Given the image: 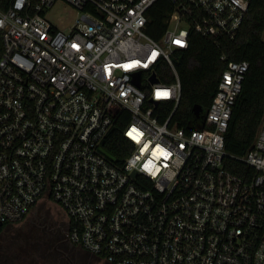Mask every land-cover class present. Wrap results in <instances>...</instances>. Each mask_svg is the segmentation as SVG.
I'll return each instance as SVG.
<instances>
[{
    "label": "built area",
    "instance_id": "2783aa9c",
    "mask_svg": "<svg viewBox=\"0 0 264 264\" xmlns=\"http://www.w3.org/2000/svg\"><path fill=\"white\" fill-rule=\"evenodd\" d=\"M57 1L0 0V222L51 198L70 241L110 264H264V116L238 157L251 173L225 166L250 64L228 61L184 125L173 60L193 30L234 39L252 0H169L158 39V0H64L81 12L68 31L46 17ZM116 129L119 155L106 146Z\"/></svg>",
    "mask_w": 264,
    "mask_h": 264
},
{
    "label": "trees",
    "instance_id": "16d2710c",
    "mask_svg": "<svg viewBox=\"0 0 264 264\" xmlns=\"http://www.w3.org/2000/svg\"><path fill=\"white\" fill-rule=\"evenodd\" d=\"M172 10L173 3L169 0H158L152 6L150 10L151 26L148 29L152 37L158 39L162 36ZM1 47L0 38V51ZM223 55L225 59H222ZM173 60L182 87L177 117L182 119L184 125H187L191 119L196 104L201 105L204 109L210 105L218 80L228 61L246 60L249 62L250 66L243 83V89L237 98L225 134V147L229 153L225 159V166L232 172L246 177L251 173V167L239 160L238 157L254 148L264 116V0H252L245 20L234 39L219 37L216 40V38L205 37L193 30L189 48L176 50ZM157 72L162 80L173 81L175 79V74L167 65L161 67ZM119 125L122 124L118 123ZM127 144L129 141L118 131L115 139L113 138V144L106 146L119 155L118 147L127 146ZM26 231L22 232V230L14 228L13 224L3 223L0 227V233H2L0 240L10 241L8 248L11 252L9 251L8 255L4 252L6 257L2 258L3 250L0 246V264H24L25 261L29 262L30 260L35 264L41 258V250L44 248L47 250L50 241L43 240L37 230L29 228ZM44 243L46 247L43 248ZM76 246L85 262L99 264L98 256L90 255L80 246ZM51 255L52 253L49 254V256ZM57 256L59 257L52 256L48 259L54 264H70L61 255L57 254ZM73 261L78 264L75 259Z\"/></svg>",
    "mask_w": 264,
    "mask_h": 264
},
{
    "label": "rangeland",
    "instance_id": "374dc122",
    "mask_svg": "<svg viewBox=\"0 0 264 264\" xmlns=\"http://www.w3.org/2000/svg\"><path fill=\"white\" fill-rule=\"evenodd\" d=\"M80 14H81L80 10L77 7H75L74 5H72L69 2H66L64 0H58L48 10L46 17L55 26L59 27L60 29L65 30V31H68L72 28L76 19L80 16ZM45 213L47 215H49V214L53 215L55 218L57 217L58 220H60V218L62 217V214L59 210L58 203L55 202L54 200H51V198H44L42 201H40L33 208L32 212H30L27 215L26 219H23L19 223L13 224V226L16 229L22 230V232H27L26 230H28L29 228H30V230L31 229L37 230L39 233L38 235L43 240H47L45 233H44L45 221L43 222V219H42V216ZM1 234L2 233H0V235ZM6 242L7 241L0 240V246H1V249L3 250L2 251L3 253L1 255L2 258L6 257L4 255V252L7 255L9 254L8 253L9 251L11 252V250L8 248L10 241L7 243ZM54 246H55V243L52 242V243H50V246L48 245L49 249L47 247V250H46V248H44V247H46V244L44 243V245H43L44 250H41L42 256H41V258H39L37 260V263H35V264H54L53 262L51 263V261L48 259V257H52V256L53 257L55 256V258L59 257V256H57L56 252H54L52 250V248ZM50 253H52L51 256H49ZM24 264H34V263L32 262V260H30L29 262L25 261Z\"/></svg>",
    "mask_w": 264,
    "mask_h": 264
},
{
    "label": "flooded vegetation",
    "instance_id": "af4514ba",
    "mask_svg": "<svg viewBox=\"0 0 264 264\" xmlns=\"http://www.w3.org/2000/svg\"><path fill=\"white\" fill-rule=\"evenodd\" d=\"M59 210L62 214V217L60 218V220H58L57 217L55 218L53 215H50V214L49 216L46 213L42 216L43 222L45 221V228H44L45 236L47 240L50 241V243L52 242L55 243V246L53 247V251L56 252V254H59L63 258H65L69 263L70 261L68 260V258H70L72 261L73 259H75L78 264H84V263L91 264L90 262L84 261V257L78 253L79 250L76 244L70 241L68 237V232H67L68 231L67 215L60 206H59ZM2 225L3 223L0 225V227ZM98 263L99 264H110L106 261H101V260L98 261Z\"/></svg>",
    "mask_w": 264,
    "mask_h": 264
},
{
    "label": "water",
    "instance_id": "95a60500",
    "mask_svg": "<svg viewBox=\"0 0 264 264\" xmlns=\"http://www.w3.org/2000/svg\"><path fill=\"white\" fill-rule=\"evenodd\" d=\"M154 81H157L156 78H154ZM203 108L201 105L196 104L193 108V115L195 117H199L201 115ZM108 155H111L109 152H107ZM112 156V155H111ZM135 174V173H134ZM2 224V222H0V225ZM68 260L70 261L71 264H75L70 258H68Z\"/></svg>",
    "mask_w": 264,
    "mask_h": 264
},
{
    "label": "snow or ice",
    "instance_id": "6c2138e0",
    "mask_svg": "<svg viewBox=\"0 0 264 264\" xmlns=\"http://www.w3.org/2000/svg\"><path fill=\"white\" fill-rule=\"evenodd\" d=\"M177 43H179V41H177ZM157 95H158V96H161V95H163V96H167V95H168V93H167V92H163V93H157Z\"/></svg>",
    "mask_w": 264,
    "mask_h": 264
}]
</instances>
